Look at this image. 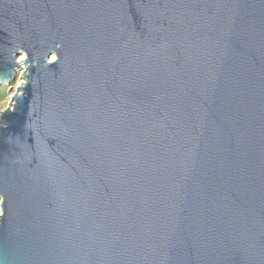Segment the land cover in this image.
Wrapping results in <instances>:
<instances>
[{"label": "water", "instance_id": "95a60500", "mask_svg": "<svg viewBox=\"0 0 264 264\" xmlns=\"http://www.w3.org/2000/svg\"><path fill=\"white\" fill-rule=\"evenodd\" d=\"M21 70L0 264H264V0H0Z\"/></svg>", "mask_w": 264, "mask_h": 264}, {"label": "rangeland", "instance_id": "374dc122", "mask_svg": "<svg viewBox=\"0 0 264 264\" xmlns=\"http://www.w3.org/2000/svg\"><path fill=\"white\" fill-rule=\"evenodd\" d=\"M21 58H24V60H25L26 57H25V55H22V56H20L18 58V60L21 59ZM22 69L24 70L25 68L23 67ZM22 82H23V79H22V70H21L17 74V78H16V80L14 82H12L11 84H4V85H6L8 87L9 95H8L6 101L3 102L2 104H0V112L8 107L12 94L15 92L16 87L21 85Z\"/></svg>", "mask_w": 264, "mask_h": 264}, {"label": "trees", "instance_id": "16d2710c", "mask_svg": "<svg viewBox=\"0 0 264 264\" xmlns=\"http://www.w3.org/2000/svg\"><path fill=\"white\" fill-rule=\"evenodd\" d=\"M8 95H9L8 87L6 85H1L0 86V104L6 101Z\"/></svg>", "mask_w": 264, "mask_h": 264}, {"label": "bare ground", "instance_id": "6f19581e", "mask_svg": "<svg viewBox=\"0 0 264 264\" xmlns=\"http://www.w3.org/2000/svg\"><path fill=\"white\" fill-rule=\"evenodd\" d=\"M25 57H26V56H25ZM53 58H54V57H52V59H53ZM23 60H24V58H21V59L18 60V62L20 63V65H21L20 67H21V68L24 67V68L26 69L27 64H25V61H23ZM25 69H24V70H25Z\"/></svg>", "mask_w": 264, "mask_h": 264}]
</instances>
